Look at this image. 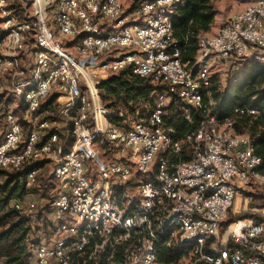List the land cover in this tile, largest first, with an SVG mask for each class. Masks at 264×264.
<instances>
[{
    "label": "built area",
    "instance_id": "1",
    "mask_svg": "<svg viewBox=\"0 0 264 264\" xmlns=\"http://www.w3.org/2000/svg\"><path fill=\"white\" fill-rule=\"evenodd\" d=\"M136 1L0 0V175L43 164L26 177L35 191L8 206L40 221L32 264L90 252L97 264H264V209L236 207L239 190L264 187L262 157L234 131L258 113L236 108L222 120L203 106L212 66L264 65V0L200 36L192 66L172 40V15L187 0ZM125 71L171 92L146 112L114 113L101 86ZM174 96L186 120L202 113L182 139L165 124ZM231 211L249 216L228 222ZM164 250L177 259L164 263Z\"/></svg>",
    "mask_w": 264,
    "mask_h": 264
},
{
    "label": "trees",
    "instance_id": "2",
    "mask_svg": "<svg viewBox=\"0 0 264 264\" xmlns=\"http://www.w3.org/2000/svg\"><path fill=\"white\" fill-rule=\"evenodd\" d=\"M218 0H187L184 6L179 7L172 15V40L180 51V60L183 64L192 66L195 63L199 49V37L210 33L217 13L212 2ZM140 0L136 1L135 9ZM241 74V75H239ZM236 75L232 82L223 91L216 86H210L203 94L204 109L215 107L214 114L225 120L230 117L236 108H252L257 111L255 117H243L234 125L237 134H247L255 147L256 155L262 157L263 163L258 169L264 174V65L249 63L244 66L243 72ZM103 105L118 113L128 110L134 116L138 111L146 112L154 105L152 95L167 91L170 86L154 85L151 79H142L125 71L110 76L102 84ZM8 101L0 97V120L7 112ZM168 115L165 124L172 129L180 139L193 131L202 119L201 112H195L190 121L186 120L181 112V102L176 96L168 105ZM214 109V108H213ZM17 112L20 110L17 109ZM25 126V124L22 122ZM27 132V130H26ZM41 165L25 166L14 172H2L3 182L0 183V259L2 264H32L33 252L29 248L32 227L30 219L19 211L9 208L12 200H22L35 190L26 187L27 175L40 168ZM48 174L42 178L47 180ZM261 201V200H260ZM257 207L264 209V198ZM228 216V222L246 218ZM264 221V217H259ZM51 222L43 223L45 234L49 232ZM161 259L169 263L177 259V254L169 251L161 252Z\"/></svg>",
    "mask_w": 264,
    "mask_h": 264
},
{
    "label": "rangeland",
    "instance_id": "3",
    "mask_svg": "<svg viewBox=\"0 0 264 264\" xmlns=\"http://www.w3.org/2000/svg\"><path fill=\"white\" fill-rule=\"evenodd\" d=\"M10 1H13V0H10ZM251 2H252V0H218V1H213L212 6H213L215 12L217 13V15H216L214 24L212 25V29H211L210 33H208V34L213 35V34L217 33V31L226 23V21L229 19L230 16H232L233 14H235L237 12L242 11L246 7V5L250 4ZM249 63H252V62L230 60V61L223 63L222 65L212 66L211 72H210L211 86L212 85L216 86L219 91H223L227 86H229V84L232 82L231 80H233L236 77V75L243 72L244 66L249 64ZM239 75H241V74H239ZM4 96H5V94H0V97L3 98ZM155 97H156V95L151 96L152 99H155ZM3 129H4V121H3V119H1L0 120V138H1V135L3 132ZM95 150L100 155L101 160H103L104 162H109V159L107 158V154L105 153L102 144H100V145L96 144ZM109 164H111V163H109ZM1 182H3V176L2 175H0V183ZM259 189L260 188L258 187L257 184L251 185L250 188L241 189V190H239L237 198L241 199L243 205L246 201V204L248 205L249 209L259 208V207H257L258 202L261 203L263 198H264V195L259 191ZM45 193H46V191H45ZM47 199H49V198H47ZM49 200H47L48 203L51 202L52 198H50ZM13 201H15V200H12L9 203V206H11L13 204ZM244 214H239L238 216H241ZM46 215H47V213L44 216H46ZM230 216H234L232 211L230 212ZM46 217H49V215H47ZM30 221H31V227H32L33 231H32V237H30V241H29L28 245H29V248L33 252L36 248V244L39 242L40 234L38 232V229H39L40 221L32 220V219ZM127 247H128V243L126 241H123L122 244L119 245L120 249L118 248V250H124V254H125ZM90 254H91V252L87 255L76 256L74 261H73V264H84L85 261L89 262L87 264H97L96 263L97 257L96 258L92 257L90 259ZM109 254L112 255V253H110V252H109ZM0 264H2L1 259H0Z\"/></svg>",
    "mask_w": 264,
    "mask_h": 264
},
{
    "label": "crops",
    "instance_id": "4",
    "mask_svg": "<svg viewBox=\"0 0 264 264\" xmlns=\"http://www.w3.org/2000/svg\"><path fill=\"white\" fill-rule=\"evenodd\" d=\"M207 35H210V34H207ZM234 131H235V129H234ZM256 174L261 176V177H264V174L260 173L259 170L256 171ZM254 182H255L254 184L258 185V187L260 188L259 191L263 194L264 193V187L262 186V183H260L258 180H254ZM241 205H242L241 199H237L236 207L239 208Z\"/></svg>",
    "mask_w": 264,
    "mask_h": 264
},
{
    "label": "water",
    "instance_id": "5",
    "mask_svg": "<svg viewBox=\"0 0 264 264\" xmlns=\"http://www.w3.org/2000/svg\"><path fill=\"white\" fill-rule=\"evenodd\" d=\"M103 83H105V82H103ZM103 83H102V84H103ZM40 165L42 166L43 164H40Z\"/></svg>",
    "mask_w": 264,
    "mask_h": 264
}]
</instances>
